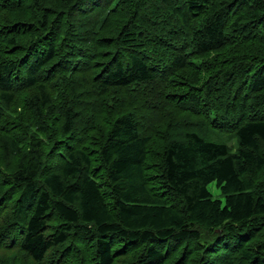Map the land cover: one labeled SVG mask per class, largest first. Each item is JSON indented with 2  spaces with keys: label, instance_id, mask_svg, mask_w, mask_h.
<instances>
[{
  "label": "trees",
  "instance_id": "16d2710c",
  "mask_svg": "<svg viewBox=\"0 0 264 264\" xmlns=\"http://www.w3.org/2000/svg\"><path fill=\"white\" fill-rule=\"evenodd\" d=\"M0 264H264V0H0Z\"/></svg>",
  "mask_w": 264,
  "mask_h": 264
},
{
  "label": "rangeland",
  "instance_id": "374dc122",
  "mask_svg": "<svg viewBox=\"0 0 264 264\" xmlns=\"http://www.w3.org/2000/svg\"><path fill=\"white\" fill-rule=\"evenodd\" d=\"M211 190H212L213 196L218 197V191L213 187H211ZM219 198L222 200L221 197H219Z\"/></svg>",
  "mask_w": 264,
  "mask_h": 264
}]
</instances>
